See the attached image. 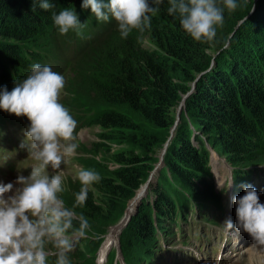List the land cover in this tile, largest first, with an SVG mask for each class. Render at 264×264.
<instances>
[{"label":"trees","instance_id":"obj_1","mask_svg":"<svg viewBox=\"0 0 264 264\" xmlns=\"http://www.w3.org/2000/svg\"><path fill=\"white\" fill-rule=\"evenodd\" d=\"M253 1L0 0V99L11 98L10 89L18 84L15 79L28 65L22 46L49 39L46 47H53L50 29L69 22L77 3L90 17L95 16L93 3L108 7L99 20L103 22L88 25L67 78L82 59L79 64L87 66V93L102 108L91 110L84 119L76 114L83 127L100 130L91 154L112 153L118 167L112 179L91 183L100 190L98 198L82 191L83 210L81 215L76 213L82 223L60 215L67 228L63 232L86 231V224L87 232L96 238L120 219L126 203L157 164V153L169 142L175 124L173 108L197 78L187 114L182 115L175 141L164 157L170 175L167 172L159 179L155 196L141 204L123 231H128L123 239L127 262L147 261L146 255L157 246V229L170 232L178 211L218 203L206 144L230 163L238 183L263 171L264 9L258 8L236 29L252 10L249 2ZM136 11L142 14L130 15ZM146 38L152 46L144 45ZM214 54L216 63L210 67ZM84 106L70 105L77 112ZM126 144L132 151L116 150ZM69 257L67 264L93 262L83 251Z\"/></svg>","mask_w":264,"mask_h":264},{"label":"rangeland","instance_id":"obj_2","mask_svg":"<svg viewBox=\"0 0 264 264\" xmlns=\"http://www.w3.org/2000/svg\"><path fill=\"white\" fill-rule=\"evenodd\" d=\"M251 4L252 10L248 13V16L241 21V23L237 26L240 27V25L248 18H250L253 14V12L257 11V9L261 8L264 9V0H254L253 3L249 2ZM237 5L236 3H234ZM237 8L234 7L232 12H236ZM130 12V15H136V14H142L141 12L138 13ZM127 18H125L122 23L124 26L127 24ZM235 29V30H236ZM51 38V37H50ZM49 39H42L39 43L44 44L48 43L45 42ZM116 41V40H115ZM144 45L147 47L152 46V43L150 42V39L146 38ZM85 55L84 57H86ZM83 57V58H84ZM216 57L217 54L213 55V58L211 60L210 67H213L216 63ZM82 60V59H81ZM80 60V61H81ZM80 61L76 64V66L72 69L70 75L68 76L65 84L60 89V97L62 96V100L59 101V105L62 107L61 110L63 113H66V119H70L71 115H74L72 119H74L75 114L79 113V115L88 116L91 114V110H99L102 108L101 105L96 104L95 99L93 100L92 95H88L87 91L90 90L89 83L86 81L85 76V70L87 69V66L80 65ZM198 79V78H197ZM196 79V80H197ZM196 80L189 83V88L187 91V94H183L182 98L180 100V103L173 108V115L175 117V124L178 122V119L187 114L186 110V104L188 98H190L194 90L196 89ZM75 97H72L71 100H69V96L73 95ZM187 96L183 108L179 114V108L183 104V97ZM73 99V100H72ZM77 103H81L84 106L80 112H77V110L72 109L70 105H76ZM188 121H191L189 118H187ZM82 121V120H81ZM181 123V119L177 123L176 126L173 127L171 135L169 137L168 144H165L164 148L160 153H157V164L158 169L154 173V175L151 177L152 179L150 182L146 185L142 186V190L147 191L144 193L141 189V192H137V196L134 198L136 199L134 208V212L129 211V205L130 202H127L125 207L122 210L120 219L113 225H109L104 230V233L100 235L99 237L93 238L91 236L90 232H87L88 225H84L83 228L86 229V231H75L73 234L65 233L63 232V229L65 228V223L60 217L61 212L58 211L60 207L64 210V216L71 217L74 220H78V215H81L83 210V200H82V191L88 190L93 192V195L96 197V195H100V190L98 188H92L91 183L92 182H101L103 179H112L113 170L118 167L116 163L113 161L112 153L107 154L104 152H101L99 156H94L91 154V151L96 143H98V139L96 134L100 131L98 127H95L93 129H82L78 131L77 137H76V124H72L68 126L67 132L69 136L72 138H69V140H61L57 141L58 144L55 146H51L48 148L43 154L39 155L38 158L34 161L31 160H25L20 159L18 163L19 172L22 174V180L19 183L14 184V188L16 190H21L20 195H24V197L29 198L27 196L34 198V204L29 205L25 207L24 211L20 213V209L16 212L13 210H10L6 213H0V246L2 248V260L0 264H5L7 261L5 257H9L11 260L13 257L19 258L20 255H16V253L19 251L22 253L23 256H28L32 259H38L39 264H44V261L41 259L43 255L39 253H34L29 251L30 248L32 250H36L43 253L52 252L54 256L62 254L60 258L70 260L71 258L69 256L76 255L78 251L85 252L87 257L88 253L90 256H92V250L96 249V253L100 252V249L103 247V249H112L115 246H119L120 249L123 252L124 248V237L128 236V231L124 232V229L126 226H128L132 219L136 216L139 205H141L146 200H149L150 197H154V188L159 185L161 181H159L160 177L161 179L163 176H166L168 170L165 163V155L169 152L171 149V146L174 143L175 139V128H178V125ZM174 124V125H175ZM199 146H197L198 148ZM133 147L129 145H124L122 147L116 148V150H121L124 152L132 151ZM166 149V150H165ZM165 150V151H164ZM211 150V149H208ZM163 153V157L160 158V155ZM213 151V150H211ZM215 152V151H214ZM63 153L66 155H82V160H78V163L82 162V166H80L76 161H73L71 159V162H69L67 167L64 168L62 172L56 171L57 167L60 165H65L64 161H60L57 163V167L53 169V167L50 164L51 159L56 154ZM216 157V155H214ZM69 158V156H68ZM67 158V160H68ZM164 158V159H163ZM162 159L161 167L160 162ZM215 163V169L218 171V164H217V158L213 160ZM155 164L154 166L156 167ZM220 164V163H219ZM74 165V167H73ZM221 170H220V180H224L228 174H227V166L224 162L220 164ZM226 166V168H225ZM85 168L88 172L87 175V181L85 178V175L83 174V170L81 173V169ZM162 171V175H158V172ZM170 175V173L168 172ZM157 175V178H156ZM76 178L83 179L84 182L82 186L75 184ZM156 178V185L152 189V195L150 194V186L154 179ZM160 179V180H161ZM158 180V181H157ZM255 183L254 186L249 188V193L251 196L248 195V199L250 201H256V202H264V171L260 172L259 177L257 179H253ZM219 182V180L217 181ZM220 184V183H219ZM82 189V190H80ZM222 189V188H220ZM229 191V186L225 188V195ZM138 193H144L141 196H138ZM27 195V196H25ZM98 198V197H96ZM30 201L32 200L29 198ZM248 202L247 206L250 209V214L244 219L243 225L237 228V232L240 235H244L252 230V228L255 226L254 222L256 220H259L261 212L264 210V204H258L257 207L254 208V203ZM139 203V204H138ZM51 207V208H49ZM59 207V208H58ZM6 210V209H1ZM245 212V208L243 209V214ZM77 213V214H76ZM227 212L224 217H227ZM232 220L240 221L241 219L237 220L233 216H230ZM79 223H82L78 220ZM258 222V221H256ZM123 223L122 228L118 232L117 238L112 241L111 236H109V232L112 228H115L117 225H120ZM197 223V222H196ZM28 224H32L34 228H40V230H36L33 232V235L29 234L27 231H20L17 230L23 229V227H28ZM198 229H200L199 225H196ZM45 231V232H44ZM221 227L217 226H211L207 225L202 233V239L203 242L197 243L200 246L206 245L207 248H209V251L212 252L213 256H216L214 248H216V245H213V249H211L210 240L214 241L215 239L222 236ZM126 233V234H125ZM69 234V235H68ZM98 236V235H97ZM109 237V238H108ZM209 238L206 240V238ZM228 243L226 245V248L223 253V257L225 254L229 251L231 248V244L234 242L233 239L229 235H227ZM68 241H72L71 243ZM120 241V243H119ZM55 244V250L54 247L51 244ZM246 243H249V241H245ZM24 243V244H21ZM19 246H25V249H18ZM30 248H28V247ZM85 249V250H84ZM21 250H24V252H21ZM71 252V253H68ZM25 258L20 264H30L31 261L29 259ZM90 258V257H89ZM44 259H47L44 257ZM262 263L264 264V257L261 259ZM56 263V262H55ZM52 262V264H55ZM224 263V261H223ZM9 264H16V259L14 263L12 261Z\"/></svg>","mask_w":264,"mask_h":264},{"label":"bare ground","instance_id":"obj_3","mask_svg":"<svg viewBox=\"0 0 264 264\" xmlns=\"http://www.w3.org/2000/svg\"><path fill=\"white\" fill-rule=\"evenodd\" d=\"M181 119V118H180ZM176 129V128H175ZM174 129V130H175ZM166 144H168V142L166 143ZM206 146V148L207 149H211V150H213V148H211L208 144H206L205 145ZM166 150V149H165ZM164 150V151H165ZM164 151L162 152V154L160 155V157H159V160H160V158H162L163 157V153H164ZM214 151V150H213ZM164 159V158H163ZM214 159H216V157H213V160ZM161 163H162V159H161V162H160V167H161ZM158 169V164L156 165V167H154V169L152 170V172H151V174H150V176H149V178H148V180L146 181V185L150 182V180L152 179L151 177L154 175V173L156 172V170ZM168 170V169H167ZM169 172V171H168ZM158 175L160 176V175H162V171H159L158 172ZM156 178H157V175H156ZM156 178L154 179V181L152 182V184H151V186H150V194L152 195V189L155 187V185H156ZM161 178V177H160ZM158 181V180H157ZM251 182H254V180L252 179V181ZM144 184V185H145ZM153 186V187H152ZM252 186H249L248 187V189L249 188H251ZM142 190V189H141ZM141 190H139L138 192L140 193L141 192ZM143 191V190H142ZM147 191V189L146 190H144L143 192L145 193ZM138 193V196H141V195H143L144 193H141V194H139ZM137 196V193H136V195H135V197ZM134 197V198H135ZM133 198V199H134ZM135 201H136V199H134V200H132L131 202H130V205H129V211L130 212H134L135 211V208H134V204H135ZM139 204V203H138ZM139 206H141V205H139ZM246 211V210H245ZM122 226H123V223L122 224H120V225H117L115 228H112L111 230H110V232H109V236H111V240L112 241H114L116 238H117V235H118V232L120 231V229L122 228ZM127 227V226H126ZM109 238V237H108ZM119 243H120V241H119ZM0 248H3V247H1L0 246ZM102 249H103V247H102ZM248 252H250V254L251 255H254L255 254V252H256V248H253V249H251V250H249Z\"/></svg>","mask_w":264,"mask_h":264},{"label":"water","instance_id":"obj_4","mask_svg":"<svg viewBox=\"0 0 264 264\" xmlns=\"http://www.w3.org/2000/svg\"><path fill=\"white\" fill-rule=\"evenodd\" d=\"M197 81H198V79H197ZM187 96H188V95H186V96L183 97V104H182V105L180 106V108H179V111H178L179 114H178V116H180V112H181V110H182V108H183V105H184V102H185ZM179 120H180V118L178 119V122H179ZM178 122H176V124H175L174 126H176ZM172 129H173V128H172Z\"/></svg>","mask_w":264,"mask_h":264}]
</instances>
